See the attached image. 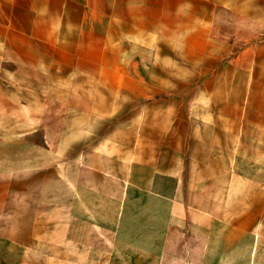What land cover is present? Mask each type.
Masks as SVG:
<instances>
[{
    "label": "rangeland",
    "instance_id": "374dc122",
    "mask_svg": "<svg viewBox=\"0 0 264 264\" xmlns=\"http://www.w3.org/2000/svg\"><path fill=\"white\" fill-rule=\"evenodd\" d=\"M254 30L257 0H0V96L21 100L23 123L31 114L38 124L83 126L91 132L84 142L131 127L136 138L175 142L183 157L192 116L213 112L215 206L230 191L226 217L245 206L249 222L264 191V74ZM204 174L198 168V190Z\"/></svg>",
    "mask_w": 264,
    "mask_h": 264
},
{
    "label": "crops",
    "instance_id": "0c3cea01",
    "mask_svg": "<svg viewBox=\"0 0 264 264\" xmlns=\"http://www.w3.org/2000/svg\"><path fill=\"white\" fill-rule=\"evenodd\" d=\"M254 31L263 75L264 0H257ZM0 99V264H264V191L255 194L249 222L245 206L226 217L230 191L215 206L213 112L192 116L191 146L206 155L190 146L183 157L175 142L166 148L136 138L131 127L84 142L91 132L83 126L38 124L31 114L23 123L21 100ZM198 168L205 189L195 185Z\"/></svg>",
    "mask_w": 264,
    "mask_h": 264
}]
</instances>
